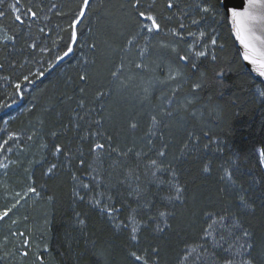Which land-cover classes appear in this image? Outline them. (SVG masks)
<instances>
[{
  "label": "trees",
  "instance_id": "16d2710c",
  "mask_svg": "<svg viewBox=\"0 0 264 264\" xmlns=\"http://www.w3.org/2000/svg\"><path fill=\"white\" fill-rule=\"evenodd\" d=\"M125 2L92 0V10L76 28L78 42L69 44V24L80 11L78 5L81 0H20L21 10L31 6L38 11L40 18L32 21L25 17V25L15 24L16 30L25 34L31 32L38 48L22 56L13 50L11 44L7 48L0 44V62L5 63L4 70L0 71V104L8 105L0 108V128L4 129L7 125L8 129L23 134L24 149L19 152V163L10 171L8 181L22 188L32 174L43 196L15 212L20 219L17 232L25 233L30 241L29 257L23 264H33V252L42 255L45 264H132V258L128 256L131 245L127 234L108 222L109 218L93 204L90 193L84 201L76 195H85L88 190L73 180V175L83 183L93 184L96 183L93 181L96 171L104 172L105 169V183L122 186L121 190L127 187L122 174L126 169L117 168L113 172L109 168L116 153L111 158L104 155L99 167L95 158L88 153L89 140L82 137L88 131L95 133L97 130L113 136L115 145L121 150L132 148L134 152L144 154L142 160L131 153L126 158L133 168L139 164L138 172L143 171L149 158H156V150L162 144L169 146L167 157L160 159L165 167L169 162L173 167L178 166V180L186 187V192L181 200L169 201L162 199L169 194L167 184H146L156 206L166 205L168 211L175 213V217L168 221L171 228L165 232L145 228L140 233L137 245L146 252L153 246L160 247V256L153 257L159 259L160 264H181L186 251L199 246L204 247L206 257L215 253L214 262L210 264H223V258L228 254L214 247L212 239H206L205 234L208 225L215 219L210 218L208 213L228 216L238 211V193L231 190L226 193V186L220 179L226 168L238 169L233 175L243 186L242 194L254 202L253 210L244 217V222L252 226L258 245L264 241V170L258 163L260 151L264 149V96L259 94L264 91V86L244 66L228 20L217 12L204 14L198 11L203 0H174L179 7L164 14L186 15L188 18L183 22L189 26L178 42L165 30L155 35L146 33L136 36L137 45L130 48L126 41L136 35L138 29L134 24L135 17L126 14L122 8ZM216 2L212 0L213 4ZM12 3L13 0H3L0 4V9L5 13L0 18V27H10L15 23L9 7ZM164 4L165 0H159L161 11ZM192 19L199 20L200 24L192 25ZM169 27H176L175 21ZM39 28H43L44 32H39ZM188 30L214 35L218 45H223L222 49H213L220 65L228 69L223 96L207 84L193 94L192 84L200 79L201 73H206L209 79L213 75L214 65L210 59L198 60L197 70L180 61L177 52L161 47L162 44H171L179 50V55L186 54L188 45L194 41L187 34ZM93 43L97 45L95 50L91 48ZM69 46L73 51L65 57L64 52ZM80 46L83 47L79 51ZM145 47H148L143 54L145 58H138ZM39 48L46 50L40 52ZM24 59L28 63L21 68L19 63H23ZM9 60L13 66H8ZM138 63L145 67L137 69ZM158 66H161V72ZM170 68L178 69L182 75L161 88L160 93L164 98L156 94L152 96L155 85L168 81ZM117 70L119 79L112 76ZM127 71L133 74L152 73L147 99L146 93L142 92L145 90H140L134 99L128 100ZM22 74L29 75L31 82H24ZM84 74L89 77L86 82L79 79ZM172 74L175 76V71ZM16 83L22 84V90L13 95ZM82 88L85 90L83 93ZM100 92L103 96L98 95ZM172 98L175 99V106L170 107L168 104ZM189 100L194 103L183 109L182 105ZM81 101L83 108L78 107ZM76 113L85 117L81 121V129L74 128L75 121L79 119ZM25 116L27 118L22 121L20 117ZM153 116L159 121L158 124H153ZM98 120L102 121L99 125L96 123ZM129 122H138V128L130 129ZM64 128L68 131H64ZM54 130L61 134L51 136L49 133ZM33 132L39 135L29 140ZM193 133L200 137L201 150L182 155L180 149ZM100 142L103 143V140ZM42 144L48 147L42 148ZM54 144L71 150L74 154L71 165L64 156L51 154ZM204 144H208L209 148L204 149ZM78 150L88 164H79ZM205 157L212 161L211 174L201 171V162ZM51 163L61 166L49 176L46 169ZM107 173L112 174L109 176ZM158 175L166 180L171 178L167 171ZM49 196L53 199L49 200ZM135 199L129 198L132 207L136 206L133 202ZM77 214L86 221V225L78 223ZM149 223L154 227L156 222ZM93 241L96 242L95 246ZM9 244L12 252L21 248V240ZM15 259L21 262L18 254ZM187 264H202V261L189 259Z\"/></svg>",
  "mask_w": 264,
  "mask_h": 264
},
{
  "label": "snow or ice",
  "instance_id": "6c2138e0",
  "mask_svg": "<svg viewBox=\"0 0 264 264\" xmlns=\"http://www.w3.org/2000/svg\"><path fill=\"white\" fill-rule=\"evenodd\" d=\"M3 3V0H0V4ZM231 3V7L229 4ZM10 10L13 13L14 24L10 27H0V44L3 47L7 48L8 44L12 45L14 51L22 54L27 52L31 54L38 48L35 38L32 37L31 32L25 34L23 32H18L16 30L15 24L21 26L25 25V17L35 21L38 20L39 14L38 11L33 10V7H27L21 10L20 0H13V3L9 6ZM179 5L174 2V0H165L163 11L160 10L159 0H126L122 5V8L126 14L134 16V24L138 29L136 35L132 36L131 39H128L126 42L129 45H133L136 42V36H139L140 33L148 34H159L167 30V35H170L174 39L179 40L183 36V31L189 28L183 21L188 17L186 15H165V12L169 10L177 9ZM242 7L241 3H236L235 0H223L221 3L220 0H217L215 4L212 3V0H203V4L198 6V11L204 14H210L213 12L220 13L224 16L225 20L231 21V24L235 30L237 39L243 45L244 51V60L249 61L252 65L257 66V72L260 76L264 77V2L260 0H248V7L243 8V10H238ZM80 11L78 12L76 18L69 24V29H71L69 44H75L78 42V33L76 31L77 26L82 23V20L86 17V14L92 10V0H81V3L78 5ZM221 10H223L221 12ZM5 13L0 9V18H3ZM47 19V16H45ZM175 21L176 27H169V24ZM192 25H199L200 21L197 19L191 20ZM259 27L262 35H256V30ZM39 32H44L43 28L38 29ZM187 34L194 38L192 44L188 45V51L184 55H179V50L175 47H172L171 44H162V48H170L171 51L177 52L178 59L182 62H186L193 69L198 70L197 61L201 59H210L214 65L212 71L213 75L209 79L206 73L200 74V79L193 82L192 91L195 94L206 84L217 89L221 96H223V89L227 87L225 84V76L227 72V67H222L219 62V58L216 55L214 48L219 47L223 48V45H218V41L214 35H209L204 31H200L198 34L188 30ZM254 41L258 42L260 47H256ZM55 43V41H54ZM97 45L93 43L91 48L95 50ZM150 47V45L148 46ZM148 47H145L141 50V55L148 50ZM46 49L39 48L40 52H44ZM73 51L72 47H67V50L64 52V56H68ZM15 57H13L14 59ZM63 59V57H60ZM8 66H13L11 60L7 61ZM28 63L27 59L23 60V63H19V67L23 68ZM137 68H144L143 64H136ZM5 68V63L0 62V71H3ZM175 71V76L172 74ZM42 75L43 73H37ZM119 70L114 71L112 76L119 79ZM182 73L178 69L174 70L169 69V74L167 79L173 80L176 77L181 76ZM24 82H31L30 77L27 74H22ZM82 81H87L89 77L84 74L79 77ZM203 81V82H202ZM14 93L21 92L22 84L16 83L14 85ZM85 90L82 88L81 92ZM147 89H145V99H147ZM261 96H264V91L259 93ZM99 96H103V93H98ZM194 103L193 100L187 101L184 105L185 108L190 107ZM8 107L7 103L0 104V108ZM78 107L83 108L84 103L81 101L78 104ZM79 119L74 123V128L81 129V121L85 119L84 116H81L80 113L75 114ZM170 115V113H169ZM195 116V113H192ZM153 124H158L159 121L156 120V117H152ZM43 125V121L40 122ZM69 123H73L69 121ZM99 125L102 121H96ZM129 128L135 130L138 128V122H129ZM64 131H68L67 128H64ZM53 137L59 136L61 133L59 131H51L49 133ZM151 135H155L154 132H150ZM39 135L38 132H33L32 136H29L28 139L32 140L33 137ZM211 140V136L208 137ZM19 137L12 135L9 136V140H18ZM82 139L89 140L88 144V153L95 158V163L99 167L100 162L102 161L104 155H107L109 158L112 157L113 153H116L115 160L109 164V168L115 172L117 168L126 169L122 174L124 175V180L127 182V187L121 190V187H118L117 184L111 182L105 183V173L96 171V175L93 176V181L96 183L86 184L83 183L78 177L73 175L72 179L77 180L83 189H87L88 192L85 195H80L76 193L81 201H84L86 195L91 194L93 204L100 208L106 217L109 218L108 222L111 223L115 229H119L122 233L127 234V239L131 245L128 249V256L132 258V264H160L159 259H154L153 257H159L161 249L158 246L151 247L150 251H145L144 248L138 247L140 240V233L145 228H150L155 232H165L171 228V224L168 223L170 219L175 217L174 212L167 210V206L157 207L156 204L152 201L149 189L146 187V184H167L168 195L164 196L162 199H167L169 201H179L186 192V187L178 180L179 170L178 166L173 167L171 162L164 166V161L160 158L167 157L168 155V144H162L160 148L156 150V158H149L148 162L144 164V169L142 172H138L139 164L137 167L133 168L129 165L127 157L131 153L140 160L143 159V153L135 151L132 148H128L126 151L121 150L114 143L113 136L104 135L99 130L95 133L88 131L86 136H83ZM9 140L3 141L0 144V152L11 151V148H5L4 145H8ZM103 140V143L100 142ZM42 148H47V144H42ZM204 149H208L209 145L204 144ZM201 150L200 146V137L195 133L187 137V142L183 143L180 151L182 155H190L194 152ZM219 151V148L216 149ZM67 153V155H65ZM53 156H64L65 160L69 165L73 162V153L66 146L60 144H54L52 146ZM78 162L81 166L88 164V161L83 157L82 153H77ZM174 159L179 160L178 157ZM258 163L262 166L264 170V149L260 151V159ZM7 167L6 164L0 165ZM61 164L51 163L46 169V172L49 176L54 174V171L57 170ZM91 167V165H89ZM95 171V169H94ZM170 172L171 178L164 179L158 173ZM201 171L204 173L211 174L212 171V161L205 157V160L201 162ZM238 171L236 168H226L224 170V175L220 177L221 181L225 184V192L228 193L229 190L232 192L238 193V204L237 212H232L228 216H225L221 213H208L209 217H215L213 222L208 225L205 238H211L213 241L214 247H219L222 251L226 252V255L223 258V264H264V241L261 244H257L256 233L252 229L251 225H248L244 222V217L248 215L253 210L254 202L248 200L244 193L243 186L238 184V177H234L233 173ZM112 173H107L111 175ZM99 177V180H97ZM28 194H34L39 196L40 193L37 191V188L34 186H29L26 189ZM174 192L175 195H171ZM20 200L25 199L24 195L17 194ZM135 197L133 201L135 207H132L129 203V198ZM49 200H52L53 197L49 196ZM19 203V200L17 201ZM117 204L119 207H117ZM16 207V204H13L11 207L7 208L5 211L0 212V221L4 220L12 212V209ZM127 212V215L124 213ZM78 223L80 225H86V221L79 217L77 214ZM150 221L156 222L155 226ZM15 223V221L13 222ZM161 225H164L163 227ZM18 235L21 239V248L15 249L13 252H5L4 256H0V260H4L7 257H14L17 254L21 258V264L23 261L29 257V248L30 241L25 233L20 232ZM219 237V238H217ZM223 241L224 243H221ZM96 245V242L93 241V246ZM3 247V245H0ZM259 248V251L257 249ZM205 250L203 246L198 248H192L190 251H186L182 257L181 264H187L189 259L201 260L202 264H210L214 262L215 253L208 255L207 257L204 254ZM195 254V255H194ZM35 256L33 264H45V259L42 255H38L35 252L32 253Z\"/></svg>",
  "mask_w": 264,
  "mask_h": 264
},
{
  "label": "rangeland",
  "instance_id": "374dc122",
  "mask_svg": "<svg viewBox=\"0 0 264 264\" xmlns=\"http://www.w3.org/2000/svg\"><path fill=\"white\" fill-rule=\"evenodd\" d=\"M145 34L146 33H140L138 37H140L141 35H145ZM133 45H137V43L135 42ZM133 45H130V48H132ZM82 47L83 46H80L78 48L79 51L80 49H82ZM138 58H145V56L144 55L140 56L139 54ZM157 68L159 72L162 71L161 66H158ZM137 69H142V68H137ZM164 72L167 74L166 70H164ZM151 74L152 73L150 72L133 74L130 71H127L125 73V77L127 80L126 85H128L126 89L128 100L129 98L130 100L134 99L135 96H137L136 94L138 91L145 90L148 88V84L150 83L151 77H152ZM176 78L174 80H176ZM174 80H168L167 82L164 81L163 83H158L157 85H155L153 89L154 90L153 94L151 95L154 96V94H156V96L158 95V97L164 98V96H162V94L160 93L161 88H163L168 83L170 85L171 81H174ZM142 92L145 93L144 91ZM173 98H175V96H173ZM173 98L172 100L169 101L168 106L170 107L175 106L174 104L175 99ZM182 106H183V109H186L184 105ZM26 118H27L26 116L23 118L20 117L22 121H25ZM12 135L18 136L19 139L9 140V136H12ZM22 136L23 134L21 135V133L18 130L8 129L7 125H5L4 129L0 128V144H2L3 141L5 140H9L8 145H4V147L11 148V151L0 152V165H4V164L7 165V167L0 166V212L5 211L7 208L11 207L13 204H16V207L12 209V212L9 214V216L6 217L4 220L0 221V245H3V247H0V256H4L5 252L11 251V248H10L11 245L10 244L8 245V243L15 242V241L17 242L21 240L17 232L19 231L17 224L20 220L18 217L15 216V212L17 211V209L18 208L21 209V207H23L26 203H29V202L31 203L32 200L37 201L38 199H41L43 197L38 190L39 188L37 189V191L40 193L39 196H36L34 194H28L26 192L27 187L29 186L36 187L35 179L33 178L32 174L29 175L28 182L24 186H22V188H18L17 186L10 184L9 183L10 180L8 181V177H9L8 175L10 171L12 170L13 167L17 166L19 163L18 162V157L20 156L19 152H22V150H24ZM18 193L21 195H24L25 199L20 200L19 197L17 196ZM18 200H19V203H17ZM14 221L15 223H13ZM11 237H13V239H10ZM15 257L16 256L7 257L4 260H0V264H21L19 259H15Z\"/></svg>",
  "mask_w": 264,
  "mask_h": 264
},
{
  "label": "water",
  "instance_id": "95a60500",
  "mask_svg": "<svg viewBox=\"0 0 264 264\" xmlns=\"http://www.w3.org/2000/svg\"><path fill=\"white\" fill-rule=\"evenodd\" d=\"M222 2H223V0H222ZM235 2H236V3H241V2H242V7L239 8L238 10H241V11H242L243 8L248 7V0H235ZM260 2H264V0H260ZM231 6H232V5H231V3H230V4H229V7H231ZM228 22H229V26H230V29H231L232 37H233V39H234V41H235V43H236L237 48L239 49L240 56H241V59H242V61H243L244 66H245V67L249 70V72L252 74L253 78H254L257 82L261 83V84L264 86V77L260 76L259 73L257 72V66H256V65H252L249 61H245V60H244L243 57H244V51H245V49H244L243 45L240 43V41L237 39L236 34H235V30H234V28H233V26H232V24H231L230 19L228 20ZM256 35H262V33H261L259 27H258L257 30H256ZM254 43L256 44V47H258V48L260 47V45H259L258 42L254 41Z\"/></svg>",
  "mask_w": 264,
  "mask_h": 264
}]
</instances>
